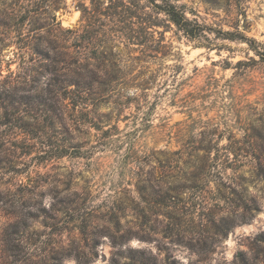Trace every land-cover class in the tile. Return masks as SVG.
I'll use <instances>...</instances> for the list:
<instances>
[{"label":"rangeland","instance_id":"1","mask_svg":"<svg viewBox=\"0 0 264 264\" xmlns=\"http://www.w3.org/2000/svg\"><path fill=\"white\" fill-rule=\"evenodd\" d=\"M171 1L0 0V264H264V0Z\"/></svg>","mask_w":264,"mask_h":264},{"label":"trees","instance_id":"2","mask_svg":"<svg viewBox=\"0 0 264 264\" xmlns=\"http://www.w3.org/2000/svg\"><path fill=\"white\" fill-rule=\"evenodd\" d=\"M129 4H134L135 0H127ZM152 5L154 8L155 13L161 14L164 17V20H167L168 22L172 23L177 30L182 32V34L190 39H195L198 38L199 36L203 35V32L208 28L204 24L199 23L195 19H189L186 15L184 10L180 7L177 6L173 1L171 0H146L145 5L141 6L139 9L142 10L143 16L141 17V22L140 24L142 25V30L146 34L144 41L150 43L152 41V36L151 32H154L155 30L153 29L154 26L159 25V20H152L150 14L148 12L143 11L145 6ZM116 7L118 6L117 4H114ZM120 5L124 7V11H127L130 15H133V12H131V8L127 6L125 3L120 2ZM156 15V16H157ZM131 17V16H130ZM160 34V38L156 41L157 47L159 49H162L165 47V44L162 43L163 41V35L161 31H156ZM226 38H234L235 35H240L239 32H225ZM162 36V37H161ZM252 42V41H251ZM251 45V44H249ZM92 84V81L86 82L83 86H81V91L82 92H88L89 88ZM88 90V91H87ZM259 173L264 175V165L259 162Z\"/></svg>","mask_w":264,"mask_h":264}]
</instances>
